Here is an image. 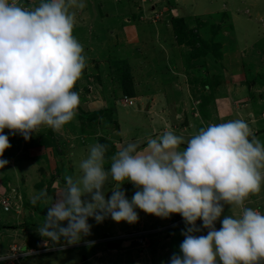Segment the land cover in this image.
I'll return each mask as SVG.
<instances>
[{
	"label": "rangeland",
	"instance_id": "374dc122",
	"mask_svg": "<svg viewBox=\"0 0 264 264\" xmlns=\"http://www.w3.org/2000/svg\"><path fill=\"white\" fill-rule=\"evenodd\" d=\"M20 2L32 6L40 0ZM84 2V9L73 10L74 35L87 57V66L74 88L80 95L76 117L60 132L41 128L27 141L19 133L11 135L5 129L11 147L0 157L9 161L0 169V199L7 191L16 195L21 214L15 209L14 199L10 210L0 202V254L17 244L36 252L16 264H105L104 257L94 255L111 250L106 239L117 237L120 252L115 255L117 262L110 264H162L173 253H180L179 245L185 239L182 230L186 229V225H177L181 216L169 220L137 209L140 219L134 224L110 217L97 224L90 218L92 235L75 245H65L63 239L60 244L49 241L44 249L46 238L36 229L47 215L48 205L33 206L30 197L43 188L55 197L64 186L65 175L77 173L76 165L86 158L88 146L105 135L113 137L110 139L116 151L117 145L128 142L138 143L143 149L149 136L162 135L159 117L168 119L165 131L188 139L189 132L181 131L179 126L183 128L190 121V128L194 122L199 129L205 127L204 122L209 125L233 120L234 101L245 93L253 99L254 110L264 109V0ZM174 17L184 18L207 46L200 41L179 44ZM196 51L200 53L198 57L193 56ZM123 62L128 63L135 82L132 105H124L126 96L120 86L118 66ZM224 71L228 72L225 78ZM240 85L246 89L235 94L234 89ZM222 106L224 109H220ZM108 107L112 109L111 116L90 117L92 112ZM259 128L264 129V119ZM111 156L108 152L107 157ZM12 184L16 185L14 189ZM123 188L131 199L136 191L134 185L125 182ZM107 190L110 197L111 182ZM261 195L259 207L264 213V192ZM224 207L220 220L231 214V206ZM236 211L239 213V209ZM220 220L216 222L217 229L221 227ZM138 228L151 230L150 242L145 246L127 236ZM205 231L196 235H207ZM86 241L95 243L88 246Z\"/></svg>",
	"mask_w": 264,
	"mask_h": 264
},
{
	"label": "clouds",
	"instance_id": "9594fccd",
	"mask_svg": "<svg viewBox=\"0 0 264 264\" xmlns=\"http://www.w3.org/2000/svg\"><path fill=\"white\" fill-rule=\"evenodd\" d=\"M85 7L84 0H40L32 6L0 0V157L11 147L5 129L27 141L41 128L60 132L76 117L80 95L74 88L87 57L74 35L73 10ZM108 150L106 143L90 144L77 173L65 175L55 197L47 188L30 197L33 206L48 205L36 229L46 244L80 243L92 235L90 218L134 224L140 209L184 219L180 253L162 264H264V213L246 206L264 187V142L246 121L212 123L188 139L165 131L149 136L143 149L135 142L117 145L110 158ZM8 163L0 159V169ZM125 182L136 189L131 199ZM225 205L231 214L220 220ZM203 229L207 235H196Z\"/></svg>",
	"mask_w": 264,
	"mask_h": 264
},
{
	"label": "crops",
	"instance_id": "0c3cea01",
	"mask_svg": "<svg viewBox=\"0 0 264 264\" xmlns=\"http://www.w3.org/2000/svg\"><path fill=\"white\" fill-rule=\"evenodd\" d=\"M227 74H228V72L227 71H224V78H225V75H227ZM242 88H243V90L246 89L245 88V85H240V87H237L236 89H234L235 94L237 92H240L242 90ZM263 93H264V91H263ZM252 100L253 99L250 97L249 93H247V94L245 93L244 95H242L240 97H237V99L234 101V111H233V114L235 116L233 117V120H235V119H242V120L246 121L250 125V128H251L253 134L257 138H259L261 140V142H264V129L261 130L259 128L260 121L264 119V109H262L261 111H260V109L258 111L254 110V108L251 107ZM223 107L224 106L220 107V109L221 108L224 109ZM246 108L247 109L249 108V110L246 111ZM258 112H262L261 115H257ZM157 117H159V116H157ZM157 119H158V121H162V123L159 122L158 126L161 125V126H159V128H162L161 131L163 130V132H162V134H163L164 131H165L164 130V126L167 124V120L168 119L165 120L164 118H161V120H160V117L157 118ZM225 119H227V118H225ZM189 122L187 123V125L186 124L183 125L184 126L183 128L181 127L182 125L179 126V129H181V131H187V132H189L188 134L191 137L198 129H197V126L195 125L194 122L192 123V126L193 127L191 126V128H190V123ZM173 125H174V123H173ZM203 125L206 127L207 124H205V122H204ZM159 134H160V132H159ZM110 138L113 139V137H110ZM185 146L186 145H181V148L182 147H185ZM15 186H16L15 184H12V189H14ZM263 192H264V187H262V189H261V191L259 193H256L255 195L254 194L253 195H250V197L246 201V206L247 207H251V208H253L255 210H260V212L263 213L261 211V208L259 207V204L261 202L260 201V198L262 196L261 193H263ZM9 194H10V191H7L2 196L9 195ZM20 212H21V208H20ZM175 216L177 218V217H180L181 215L180 214H172V216L170 218H167V219H169V220H171V218L174 219ZM179 225L185 226L184 221H183L182 224H179ZM197 225L202 227V220H198L197 221ZM162 226H164V225L162 224ZM139 227H143V224H140ZM203 230H206L204 233L207 234L208 229H203ZM39 241H43V240L42 239H39ZM43 242H45V241H43ZM116 251H118L117 248H111V250H108V251H103L102 250V251H99L98 253H96L94 256L101 257V258L104 257V259H106L105 260V264H110L111 262H114V261L117 262L115 255H119L118 253L120 251H118V252H116ZM84 258L85 259H88L87 257H84ZM111 258H113L112 261H111ZM106 262H108V263H106Z\"/></svg>",
	"mask_w": 264,
	"mask_h": 264
},
{
	"label": "trees",
	"instance_id": "16d2710c",
	"mask_svg": "<svg viewBox=\"0 0 264 264\" xmlns=\"http://www.w3.org/2000/svg\"><path fill=\"white\" fill-rule=\"evenodd\" d=\"M172 23H173V27L175 29L176 41L179 44H194V42L200 41L205 46H207L205 44V42L203 41V39L200 38L198 31L195 28H191L190 25L185 22L184 18L174 17L172 19ZM219 43L221 44V42H219ZM215 47H216L217 53H216V50L214 52L216 54H218V56H219L220 53L218 52V48H217V46H215ZM199 54H200L199 51L193 52V56H195V57H198ZM218 58H220V57H218ZM118 69H119V73H120L119 74L120 86H121L123 94L127 95V96H136L135 82H134V78L131 74V71L129 69L128 63L123 62L122 64H120L118 66ZM111 110L112 109L110 107L104 108L102 110H97V111L92 112L90 114V117L93 118V117H96V116H99L102 114H106L107 116H109V115L111 116V114H110ZM116 125H118L117 122H116ZM99 142L100 143H106L109 145V149L110 148L113 149L112 152H111V150H108V152L110 154L113 155L116 152V145L114 144L113 140H111L109 137H107V135L99 138ZM108 152L106 155H108Z\"/></svg>",
	"mask_w": 264,
	"mask_h": 264
},
{
	"label": "built area",
	"instance_id": "2783aa9c",
	"mask_svg": "<svg viewBox=\"0 0 264 264\" xmlns=\"http://www.w3.org/2000/svg\"><path fill=\"white\" fill-rule=\"evenodd\" d=\"M125 96H126L125 97L126 99L124 101V105H127V103H129V105H132L133 104V98L131 96H127V95H125ZM13 199L15 200L14 201L15 209L18 213H20V205L18 203L19 200L16 198V195H12V194L4 195L1 197L0 202L4 206L5 210H10V208L12 207V200ZM177 220H178L177 225H179L180 222L183 223V221H184L182 216H181V218H179ZM149 234H151V230L148 229L147 231H144L143 229L138 228L136 231L128 233L127 236L128 237H135L139 246H145L146 242H148V241L150 242L149 237H148ZM111 238H113V237H109L106 240L110 241V240L118 239L117 237H115V239H111ZM46 247H47V245L45 243L44 249H46ZM35 252H36V250H34V249L24 250V249H22L21 246H19L17 244H13L6 254L0 255V262H5V264H16L17 262H20V260L23 257H26L32 253H35Z\"/></svg>",
	"mask_w": 264,
	"mask_h": 264
},
{
	"label": "water",
	"instance_id": "95a60500",
	"mask_svg": "<svg viewBox=\"0 0 264 264\" xmlns=\"http://www.w3.org/2000/svg\"><path fill=\"white\" fill-rule=\"evenodd\" d=\"M119 246H120V243L117 240L108 241L109 248H118Z\"/></svg>",
	"mask_w": 264,
	"mask_h": 264
}]
</instances>
